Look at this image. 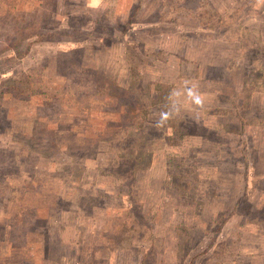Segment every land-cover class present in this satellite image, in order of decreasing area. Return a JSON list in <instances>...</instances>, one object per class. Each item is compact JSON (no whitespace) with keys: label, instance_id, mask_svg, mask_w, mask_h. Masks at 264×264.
<instances>
[{"label":"rangeland","instance_id":"1","mask_svg":"<svg viewBox=\"0 0 264 264\" xmlns=\"http://www.w3.org/2000/svg\"><path fill=\"white\" fill-rule=\"evenodd\" d=\"M0 264H264V0H0Z\"/></svg>","mask_w":264,"mask_h":264},{"label":"clouds","instance_id":"2","mask_svg":"<svg viewBox=\"0 0 264 264\" xmlns=\"http://www.w3.org/2000/svg\"><path fill=\"white\" fill-rule=\"evenodd\" d=\"M164 109L158 112L155 122L156 128L164 127L167 122L179 115L185 106H191L194 111L202 109L205 97L200 91L198 83L185 79L178 88H173L166 98Z\"/></svg>","mask_w":264,"mask_h":264}]
</instances>
